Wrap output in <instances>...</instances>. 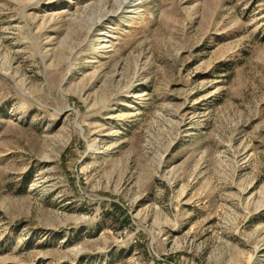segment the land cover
Here are the masks:
<instances>
[{
    "label": "rangeland",
    "instance_id": "obj_1",
    "mask_svg": "<svg viewBox=\"0 0 264 264\" xmlns=\"http://www.w3.org/2000/svg\"><path fill=\"white\" fill-rule=\"evenodd\" d=\"M0 0V264H264V0Z\"/></svg>",
    "mask_w": 264,
    "mask_h": 264
},
{
    "label": "bare ground",
    "instance_id": "obj_2",
    "mask_svg": "<svg viewBox=\"0 0 264 264\" xmlns=\"http://www.w3.org/2000/svg\"><path fill=\"white\" fill-rule=\"evenodd\" d=\"M133 4H134L133 0H127V1H126V5H127L128 7H132Z\"/></svg>",
    "mask_w": 264,
    "mask_h": 264
}]
</instances>
